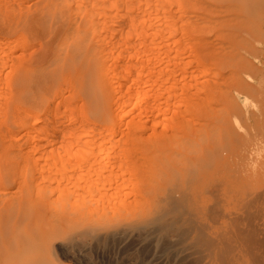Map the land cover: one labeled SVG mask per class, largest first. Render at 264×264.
Here are the masks:
<instances>
[{"label":"rangeland","instance_id":"1","mask_svg":"<svg viewBox=\"0 0 264 264\" xmlns=\"http://www.w3.org/2000/svg\"><path fill=\"white\" fill-rule=\"evenodd\" d=\"M17 1L23 4L22 8L20 3H17ZM33 1L32 0H24V1L0 0V4L2 5L0 7L1 9L0 22L2 23L4 22L3 24L5 25V26L0 25V29L3 27H6L7 29V33L6 32L1 33L0 31V38L3 37L4 39H6L4 43L5 45L9 42L11 44L15 43L12 40H14L15 34H17L19 31L22 33H25V30H30L33 33L37 32L40 26L38 18L44 14L45 15L43 19L45 20V24H46L45 27L48 30L58 28V26L61 25V23L65 22L66 18L71 19L76 14L77 17L75 16L74 18L75 20L76 18H78L80 12H82L83 14H80L78 18L79 27L84 26L89 28V26L87 25L88 20H86L88 16H92L91 13L89 12H92V14L94 15L93 13L94 10V12L97 11L99 13L98 14L96 12L98 15H103L105 13L104 11H106L105 14H107L110 11V10L108 11L109 8H107L109 7V1L110 3H115V5L114 4L112 5L117 7L119 6V3H121L120 5H122L125 2H127V0H124L125 2H122L123 0H118V1L108 0L106 6L105 3H102L101 1L106 2L107 0L105 1L95 0L96 4L95 2L94 4L89 3L90 5H92L91 7H94L95 5H97V3L98 6L100 4L99 9L101 7L104 10L103 11L101 9L102 10L101 11L98 9L97 10L92 9L90 5H87L86 3L87 1L85 2L84 0H79V1L65 0L64 7H60L61 5H63V3L62 4L59 3L61 5L59 4L57 5L58 6L57 8L59 9L56 8V12H55L56 13L55 15H57L56 20L52 26H49L52 24L51 16L54 14V11L46 12V7L49 4H51L50 6L52 8L55 3L59 1L62 2V0H45V1L33 0ZM66 1H68L69 4L67 3L66 5ZM83 1L86 3L87 8L85 6H83L84 8L81 7ZM131 1L133 4L135 3L134 1L139 2V0H131ZM141 1L142 0H140L139 2L138 10L136 9V7L135 8L133 7L134 8L133 10L132 8L130 9L132 11V12L130 11L132 13V17H131L132 19L130 21L133 22V25L135 23L134 25L135 28L137 27L138 28L137 29L133 28V25L131 24L130 32L132 33L128 32L129 35L128 37L123 36L124 40L127 42L128 45L131 42L130 43L131 48L122 47V44L123 46H126L124 45V43L120 44L119 47L120 49L119 48L118 49L119 51L121 50L122 52L121 51H120L121 53L119 52L118 55L119 57L115 56L117 61L113 64L114 66L116 65L117 68L116 66L115 67L111 66L112 68H110L111 69L110 73H113L112 75L114 76V78L112 75L110 76L106 74L105 75L106 78L103 77L104 78L103 83L100 85V88L102 87L103 90H110L114 85H118L121 82L122 84L124 83L121 94H123L124 91L125 94L127 88L128 91L127 93L130 94L132 92L131 94H133V96L131 95L132 97L130 100V104L132 106L136 104L133 108H131V105H129L127 108H125V110H128L130 108L133 109L134 113L132 111V115L135 116L136 123L137 121L139 123L130 125L128 124L130 123V120H128V123L126 125L127 119H129V117L127 116L130 117L132 116L127 112L126 116L124 117L125 122L124 121L120 122V125L122 127L120 125L118 126L121 128L122 131L120 130V128L118 129L117 127H116L117 129L115 128L114 130L115 132L113 131L114 128L111 129V127L110 128L106 127L105 129H103V131H99L97 129L94 131L91 130L93 132H90L88 130V132L87 131L84 132V134H88L85 136L86 138L85 140L87 142L85 141L84 142L79 141L78 143L72 142L71 145L70 143L68 144L65 143L64 145H62L63 143L61 144L58 143L54 146L55 148L57 147L56 151L58 150L54 156L49 154V152H48L49 156L47 154H46L47 156H45V153H43V151L45 152L46 147H44V150L41 149L42 151L40 154L33 153L35 158H31L30 159L31 161H29L30 165L31 164L33 165L34 161H32V159L33 160L36 159L38 155L39 157L42 156V159L41 158L36 159L37 163L41 162V165H44V167L46 166L49 167L51 165L50 167H52V169L55 172L53 181H51L52 186L50 187L59 188V185L62 187L64 185L66 187L68 186L67 189L69 188L68 189L69 193L66 194L67 196L65 195L66 196L65 202L64 201L62 203L58 202L59 204H57V202H54V206L51 203H48V205H46V206L54 207V209H52L53 213L57 210L56 207L58 206V210H57L58 212L56 211L55 215L62 213L63 212L62 209H64L66 212L70 213L71 215L72 211L77 207V211L74 210V213H72V215L70 216L71 218L73 217L74 220L73 219L62 220L63 222H61L60 220H57L58 222L56 221L58 225L55 226V229L59 233V236L53 240L54 241L52 243L53 246L51 245L49 249L50 252L48 250L47 253L48 255L46 254L44 260L42 261L44 262V264H194L193 262L195 260L191 258H188L189 260L186 259V261H182V262L174 261L172 259L170 260L165 254L161 252V248L163 247L162 242L154 246L153 243L147 242L146 240L143 239V237L141 238V237L133 236V237H120V238L119 237L104 238L102 236L94 237L93 235L95 233H100L107 230L108 225H110L111 222H115L116 220H118L121 216L125 218L124 215H127L125 221L127 222L132 221L135 215L134 213L138 209L142 207H146L148 203L147 198H144L141 200L146 199L145 200L146 202L144 201L143 204L141 205L142 203L141 201L140 204L134 206V204H137V202H139V200L137 202L136 201L133 202L134 199L137 200L136 199L137 197H135L136 195L134 194L137 193V191L138 193L141 192L144 193L149 188H153L155 184L157 187L158 186L157 183L162 181L163 180L162 178H164V180H167L166 179L167 177L164 176L167 174L168 176L177 179L185 176H189L190 174H197V173L205 176L203 183L205 184L208 191L212 193L209 194L207 197H205L204 211H206L208 216L210 214V217H213L215 219L214 220L215 222H212V226L218 233L222 231L224 233L228 232L227 230L228 228H230L231 221L230 219H228V215L227 216L222 215L225 214V212L227 213L229 211H232L234 214L232 212L231 213L236 218H237L236 215L238 214L239 217L240 214L239 217L240 219L237 218L240 220V221L238 220L240 223H241V219L242 221L244 220L243 218H241L242 217L241 215L245 214L246 211H249L250 213L251 212L259 213L260 215L259 218L253 217L254 219L257 220L258 223H261V221L264 219V206L260 204V202L262 201L261 200L262 195L264 194V0H193V1L190 0V2L189 0H179V2L178 0L175 1L165 0L161 2H159L160 0L158 2L154 0L152 1L145 0L146 2L149 1L152 2V3H148V5L146 4L145 1L144 2ZM181 1L182 2L185 1V2L182 3ZM194 1H196L197 3ZM6 2H9L11 4ZM89 2H91V0ZM73 3L76 4L78 3V4L77 6H74ZM128 3H130V0L127 2V4ZM14 4L16 7L21 8V10L18 8H14L15 7L13 6ZM137 4L138 3H135V5ZM169 4H171L172 6H169ZM8 5H12L10 7V10ZM28 5L30 8L28 7ZM23 6H25L26 8ZM75 7H76L75 10H77L78 8L80 11L77 10L73 12L72 10H74ZM88 7L91 8V10H87L89 9ZM103 7L106 8V10ZM192 7L195 8L193 9ZM221 7L223 8L220 9ZM11 8L17 9L18 12L19 11L21 12L18 13L15 10L14 11L11 10ZM82 8L83 11H81ZM114 8L115 7L112 6L110 8L112 10L111 11L112 15L117 12V11L115 12ZM63 9H67V10L64 11ZM115 9L118 10L117 8ZM69 12L72 13L69 14ZM77 12L79 13L77 14ZM10 13H12L11 16ZM87 13L88 15L86 16ZM35 17L37 20L35 19ZM141 18L143 19L142 23H141L142 20ZM145 18L147 21L144 20ZM190 18L192 19V21ZM5 19L8 21H6ZM137 19L139 20V22ZM169 19L171 20L169 21ZM130 21L128 22V24L132 23ZM187 21H189V23ZM170 22L173 24H171ZM206 22L207 23L209 22L208 23L209 25ZM142 24L144 25L142 26ZM149 24L152 26H150ZM148 25L150 26V28ZM184 25L185 28L183 27ZM194 25L196 26L197 29H192L195 28ZM207 26H210V28ZM155 27H157L158 29ZM171 28L172 29L175 28V29L172 30ZM142 29L144 31H142ZM182 30L187 37L184 36V34H182ZM150 32L153 34H150ZM137 34H139L141 37L139 35L137 36ZM109 36L107 37L110 38ZM117 37L119 36L117 35ZM26 38L27 37L24 35L21 38L22 41L19 40L20 43L18 42V40L13 45L9 43V46L11 45V47H7L6 45L5 48L3 47L4 46L3 43L2 45L0 44L1 45L0 51L2 49L8 55V56L7 55L4 56L5 53L3 54L1 51V54H3L1 56H4V58L6 57L5 59L12 58L14 61L16 60V62H23V63H27V61L33 60L37 56V53L41 50L42 41L45 40L47 37L42 38V40L40 38H34V39L30 38L24 40ZM123 38L119 37V40L121 39L120 41H123ZM8 39L9 42H7ZM216 41H218L219 44L221 45L217 44L218 42ZM151 42L152 45L150 44ZM212 43L213 45H211ZM220 46H222L223 49L220 48ZM118 49L115 51L118 52ZM177 49H179V51ZM135 51L137 54L134 53ZM191 52L192 53L194 52L193 53L194 55ZM9 54L10 55L12 54V56L10 57ZM114 54L117 55L115 52ZM128 56L130 57L127 58ZM238 56L239 58H237ZM0 59L2 62L5 61V63L12 61V59L9 61L3 60V57L2 58L0 57ZM190 61L192 62L190 63ZM8 64L9 65L7 66L9 67L11 64L10 63ZM123 66H125V68ZM122 67L123 69H121ZM112 69L114 70L118 69L117 71L120 70L123 74L120 73L121 77L120 76L117 77L114 75L115 73H117V71L112 72ZM182 69L184 70V72H182L183 71ZM11 70L14 73H12ZM11 70L9 67V71H8V68L6 67V65H4L3 70L0 71L2 73V75H0V79H1L0 81H2L1 82L2 84L3 81L5 82L3 84L4 86L1 85L0 87V90H2L0 92V102L8 103L9 101V103L10 102H12V104L14 103L13 106L11 104L8 108L10 109L11 112L9 117L10 120L12 121V119H14L18 115L16 114L17 106L26 109L28 111L33 109L34 106L33 95L36 92H33L32 94H27L26 96L22 97V99L17 100L18 91L16 86L17 84L15 85L14 79L19 75H23V72L22 70L19 71L15 68H11ZM201 70L204 72H202ZM212 70L215 71L213 72ZM195 74L196 77L193 76ZM216 74H218L219 77L217 76L215 79ZM2 76L3 77L5 76V78L3 79ZM181 76L182 77L185 76V78H182ZM120 78L121 80L118 81ZM125 79H127V81H125ZM151 79L152 81H150ZM188 79H190V81ZM193 79L195 80L194 82ZM110 80L115 81L113 85H111L112 81ZM67 81L69 84L66 83ZM67 81H63V80L59 81L58 79L57 81L54 80L52 84H49L50 92L47 100H51L52 102L54 101L55 103L57 99L54 98V95L64 94L60 97L61 98L60 100L65 103L68 102V105L77 102L79 103L80 101L79 104L77 103L78 106L81 105L80 107H77L80 112V117H82V119L87 122L95 123L97 128L104 124L107 125L109 121L111 122V120L112 121L116 120V118H114L115 115L109 110V108H107L108 104L112 109L115 108L116 102H113L111 100L112 96H108L109 97L108 104L102 105V111H103L102 115L105 112L106 116H96L93 112L90 111V108L86 105L87 98L85 94L82 93L81 89H77L74 86V84L70 83L69 80ZM5 84L7 85L6 87L7 89L4 88L6 86ZM194 84H196L197 86ZM210 84L212 85L210 86ZM60 87L62 88L59 89ZM65 87L67 90L65 89ZM210 87L214 91H212ZM219 89L221 90V92ZM7 92L8 93L11 92V93L8 95ZM4 93H6L7 95ZM1 95L2 97L3 95L6 96L2 98ZM144 97L147 99H145ZM3 99L7 101H1ZM171 102L173 103V105ZM185 107L187 108L185 109ZM162 110L164 113H162ZM139 114L141 115V121H139L140 119ZM190 118H192V120ZM11 121H9V123ZM177 122L178 124H176ZM125 125L129 133L126 132L127 129L125 130L126 128ZM128 125H130V127ZM11 131L14 132L16 141L18 142L22 150L27 148L25 146V142H21L22 140L20 139L19 136L21 134L20 131L19 130H11ZM133 133H135L134 134L135 139ZM91 134H93V136ZM130 135H132L133 137L128 141V139H126L125 136L130 137ZM147 135L151 136V138L148 137ZM122 137L124 140L121 139L122 141H120L119 139ZM138 139L139 141H137ZM50 147L51 146H49L46 150L50 149ZM60 149H62L63 152ZM78 150L81 151L79 152ZM86 152H89V154H86ZM122 156H124V158ZM43 157L44 159L45 158L46 159L44 160ZM46 160L48 161L44 162ZM60 164L63 165L59 168ZM38 165H40V163H38ZM58 172L63 176L59 175ZM155 174L158 177L157 176L155 177ZM147 176H150L148 177V179L149 180L153 179V181L150 180L147 182ZM129 177H131V180ZM132 177H134V181L136 180L137 182L139 180L140 182L138 181L137 182L138 184L137 183L135 184L134 182H130L129 184V181H133ZM159 177L161 178L158 179ZM74 178L76 180H74ZM89 178L92 179L90 180ZM105 182L108 183L106 184ZM126 182H127V186L124 185L125 188L122 187L121 185L125 184ZM104 184L106 185L104 186ZM133 185L137 188V191L135 187L133 188ZM119 187H120L119 189L120 191L118 190ZM116 188L117 190H115ZM128 189L134 192H131ZM122 191L125 193H123ZM120 192L123 194L118 195V193ZM127 192L129 194H126ZM55 193H57L56 188H55ZM80 193H83V196L85 194L86 195L83 197L82 194L80 195ZM160 193L155 195V197L159 196ZM215 193H217V197L215 196L216 195ZM111 194L112 196L110 197V199H108ZM113 194H115L116 196L118 195L117 196L118 198H116V196L114 198ZM131 197H133V200ZM122 198H124L123 201L124 200L127 201L126 204L129 203V205L131 207L133 206V208H130L129 205H128L129 208L127 206L125 207L124 205L126 204L122 202ZM75 199L76 200L78 199V202H76ZM105 199H108L109 201H105ZM118 199H121V201ZM215 199L217 200V205L216 204L214 205V203H216ZM157 201H153V203H156ZM72 202H74L75 205H72ZM88 202L89 203L92 202L93 205L89 204ZM108 202L110 205L108 204ZM112 203L114 204L112 205ZM77 204L80 206L78 207ZM116 204L120 207L119 209L121 211L122 209H125L123 210L124 215H121V213H117V211L120 212L119 209L116 210V208L113 207L114 205L117 207ZM61 205H63V207ZM84 205L86 206L85 209H84L85 207ZM64 206L66 208H64ZM102 206H104L108 210L106 211V209L103 207L105 212H109L110 209L112 210L108 213L109 215L107 214L108 216L105 215V212L102 213L103 214L102 216L105 215L107 217L100 216L101 215V213L99 214L100 210L99 212L96 210V207L101 209ZM136 206L137 208L139 206V208L136 211L132 210L133 211L132 214L130 211L131 209H135ZM208 206H211L213 209ZM80 207H82L84 211L83 209H80ZM46 208L47 207H44V209L42 210L41 212V214L43 213L42 215L38 213L39 214L38 219L34 222L29 219L31 211L25 209L26 218L22 220L19 223V225L17 224L15 226H11L10 223L8 224L5 223L4 225H0V229L1 231H4V229L8 230V228L10 227V230L13 229V233L15 234L16 237H18L17 234L20 233L18 232L19 228H22L23 226H25V228L28 229L30 228L31 230H42L45 228V226L47 227L48 217L46 215L47 212ZM215 208H217L218 210ZM89 209H91V211ZM7 211H10V209L8 210V208L4 207L3 212L5 213ZM88 211H90L91 215L89 214ZM114 212H116L117 214ZM110 213L112 217L110 216ZM79 214L83 216L79 217L80 216ZM253 218L252 220H254ZM77 219L78 220L81 219V221L80 222L76 221ZM97 219L98 221L96 222ZM112 219H114L115 221ZM68 221L71 223H69ZM67 222L69 225H66ZM76 222H78V224ZM76 224L80 226L76 227ZM68 226H70L71 228H69ZM61 227H63L62 230L60 229ZM262 227L264 226H261L260 228ZM67 230L71 231V234ZM93 230L95 233L93 232ZM262 230H264V228H262ZM81 231H87V234L86 232L83 233ZM61 232L63 234L60 236ZM65 232L66 233L68 232L69 236ZM72 235L73 237H71ZM232 244H234L233 247L234 246L240 247L239 245L240 241L239 242L232 241ZM13 250L12 249L11 251L9 250L8 244H4L0 246V254H1L0 264L1 263L13 264L12 261L13 259L11 258V256L16 252L20 253V255L22 256H26V257L29 256L30 254L29 251L31 250V248H27L22 251H18L15 248H13ZM46 257L47 260L49 261L46 260L45 262ZM244 264H250V263L246 261V263Z\"/></svg>","mask_w":264,"mask_h":264},{"label":"bare ground","instance_id":"2","mask_svg":"<svg viewBox=\"0 0 264 264\" xmlns=\"http://www.w3.org/2000/svg\"><path fill=\"white\" fill-rule=\"evenodd\" d=\"M21 1H24V0H21ZM68 1H66V5H67ZM76 1H79V0H76ZM84 1L85 2L87 1L86 2L87 5L94 4V2H95V0H93V1L91 0V2H93V3L89 2L90 0H84ZM84 1H83V4H81L82 6L80 5L81 7H83V6L86 7V3ZM97 1H99V0H97ZM128 1L129 0H127V2ZM144 1L145 0H142L141 2H144ZM146 1H148V0H146ZM154 1H157L158 2L159 0H154ZM161 1H165V0H160L159 2H161ZM9 2H6V3H9ZM80 2H82V1H80ZM101 2L102 3H105V6H106V3H108V0L106 2H103V1H101ZM122 2H125V1L123 0ZM127 2H125L122 5H120L121 3H119V6L120 7L119 6L117 7V6H113L112 5V4L115 5V3H110V1H109V7H107V8H109L108 11L110 10L109 11L110 13L108 12L107 14H105L106 11H104L101 7L99 9L100 4H99V6H98V3H97V5H95V6H98V7H95V6L94 7H91L92 5H90V7L92 9H95V10H97V9L98 10H101L102 9L105 13L104 14L102 13L103 15H98L99 13L96 11L98 13L97 14L93 10V13H94V15H93L92 12H89L88 11L92 15V16H88L87 19H86V20H88L87 21V25L89 26V28L84 27V26L83 27H79V25H78V18L80 16V14H83L82 12H80L78 18H76L75 20H74V18L76 16V14L71 19L66 18L64 23H61V25H59L58 28H55V29H52V30H48L45 27V25H46L45 24V20L43 19L45 14L42 15V16H40L38 18L39 23H40V26H39V29L37 30V32L33 33L30 30H25V33H22V32L19 31L17 34H15L14 40H12L15 43L17 42V40L19 42V40H21V38L24 35L27 37L24 40H27V39H30V38L31 39L40 38L42 40V38L47 37L45 40L42 41V44H41L42 47H41V50L37 53V56L33 60L27 61V63L16 62V60L14 61L12 58H11L12 61H9L11 59H9V58L8 59H5L6 57L4 58V56L7 55L4 52V50L1 49L2 53L3 54L5 53L4 56H1L3 54H1V51H0V57L1 58L3 57V60L9 61V62H6V63H5V61H3L4 62L3 63L1 61V59H0V63H1L0 64V66H1L0 67V71H2L3 68H4V65H6V67L8 68V71H9V67H10V70H11V68H15V69H17L19 71L22 70V72H23V75H19L18 77H16L14 79L15 85L17 84L16 85L17 86V91H18V98H17V100L18 99H22V97L26 96L27 94H32L33 92H36L33 95V102H34L33 109L30 110V111H28L26 109H23V108H20L18 106L17 107L15 106L17 108V110H18V112H17V110L15 109L16 110V114H18V115L14 119H12V121L10 120V117H9V115H10L11 112H10V109H8L9 106L12 104V102H10V103H9V101H8V103H1L0 102V225H4L5 223H7V224L10 223L11 226H15L17 224L19 225V223L26 218L25 209L31 211V214L29 216V219L32 220L33 222L38 219V215L41 214V212L44 209V207H47L46 208L47 209L46 210L47 211L46 212V215L48 217L47 218V227L45 226V228L42 229V230H31L30 228L28 229V228H25V226H23L22 228H19V231L18 232H20V233L17 234L18 237H16L15 234L13 233V229L10 230V227L8 228V230H5L4 229V231H1V229H0V246L1 245H4V244H8L10 251H11V249L13 250V248L17 249L18 251H22L24 249L31 248V250L29 251L30 254L27 257L26 256H22V255H20V253H17V252L14 253L11 256V258L13 259L12 260L13 261V264H44V262H42V261L44 260L45 255L48 253V250L50 249V246L54 242L53 240L56 239L59 236V233L55 229V226L58 225L57 224V222H58L57 220H60L61 222H63L62 220H70V219H73V217L71 218L70 216L72 215V213H74V210L77 211V207L75 208L73 206L75 209L72 207L74 210L72 211L71 215H70V213L66 212L64 209H62L63 210L62 213H60L58 215L57 214L55 215V212L58 210V206L55 204L57 206V207L55 206L57 210L54 213L52 212V209H54V207H52V206H46V205H48V203H51L54 206V202H57V204H59L58 202H60V203H62L63 201L65 202V200H66L65 197L67 196L66 194L69 193V190H68L69 188L67 189L68 186L66 187L64 185H63V187L59 185V188H57V187L51 188L50 187V186H52L51 185V181H53V177H54V174H55L54 170L52 169V167H50L51 165L49 167L48 166L44 167V165H41V162H38V163H40V165H38L36 159L37 158L38 159H40V158L42 159V156L39 157V155H38V157L36 159H34V160L32 159V161H34V164L33 165L32 164L30 165V162H29V161H31L30 159L31 158H35V156H34L33 153H37V154L39 153L40 154L41 151H42L41 149L44 150V147H46V149H47L49 146H51L50 149H48V150L45 149V152L43 151V153H45V156H47L48 155V152H49V154H51L52 156H54L55 153L58 151V150L56 151V148L57 147L56 148L54 147L56 144L63 143L62 145H64L65 143L66 144L70 143V145H71L72 142H74V143H78L79 141H81V142H84V141L87 142L85 140L86 139L85 136L88 135V134H84V132H86V131L88 132V130L90 132H93L94 130H97V129L99 131H103V129H105L106 127H109V128L111 127V129L114 128L113 129V131H114L116 127L118 129L120 128L118 126L120 125V122H123L124 121V117L126 116V113L127 112L129 114H131V115H132V111L134 113V110L131 109V108H133L136 104L134 106H132L130 104L131 97L133 96V94H131L132 92L130 94H128L127 93L128 91H127V88H126V93L124 94L125 91L123 90L124 92H123V94H121V91L123 89L122 87L124 86L123 85L124 83L122 84V82L121 83L118 82L120 84L114 85L112 88L110 87L111 88L110 90H103L102 87L100 88V85L103 83V80H104L103 77H105L106 74L107 75H110V76L113 74V73H110V71H111L110 68H112L111 66H114L113 64L117 61L116 60V57L119 55V52L121 51V50L119 51L120 44L121 43H124V45H126V46H123V44H122V47H128V48L130 47L131 48V46H130V43L131 42L128 45L127 42L124 40L123 36L124 37L125 36L126 37L129 36L128 35V32H130V30H131L130 29V25L131 24L133 25V22L130 21L132 19L131 18L132 17V13H131L132 11L130 9L132 8V10H133L136 7V9L138 10L140 0H139V2L134 1L135 3H138L137 4L138 6L135 5V3L133 4L131 0H130V3L131 4L130 3L127 4ZM178 2H179V0H178ZM183 2H185V1H183ZM189 2H190V0H189ZM194 2H196V1H194ZM11 3H12V1H11ZM11 3H9V4H11ZM17 3H20V2L17 1ZM30 3H32V2H30ZM59 3H61V4L63 3V5H61ZM148 3H152V2H150V1L149 2H146L147 5H148ZM15 4L13 6H15ZM58 4L61 5L60 7H64L65 0H62V2L59 1V2L55 3L52 8L50 6L51 4L48 5V3H47L48 6L46 7V12L54 11V14L51 16V20H52L51 22H52V24L49 25V26H52L54 24L55 20H56L57 15H55L56 14L55 12H56V8L58 7L57 6ZM73 4H74V6H77L78 3L77 4L76 3H73ZM95 4H96V2H95ZM110 4H111L112 7H115V8L118 9V10H116L114 8L115 12L116 11L117 12L114 13L113 15L111 14V11L112 10L110 9L111 8ZM141 4H144V3H141ZM20 5H21V8H22V5L23 4L20 3ZM131 5H133V6H131ZM1 6L2 5L0 4V7ZM11 6L12 5H8L9 10H10V7ZM151 6H154V5H151ZM157 6H159V5H157ZM169 6H172V5L169 4ZM23 7H25V6H23ZM28 7H29V5H28ZM12 8H11V10H13V11L15 10V11L18 12L17 9H12ZM14 8H18V7L15 6ZM21 8H18V9L21 10ZM83 8H82L81 11H83ZM91 8H89L87 10H91ZM222 8L223 7H221L220 9H222ZM57 9H59V8H57ZM75 9H76V7L72 11L75 12V11L79 10L78 8H77V10H75ZM104 9L106 10V8H104ZM63 10L65 11L67 9H63ZM87 10H86V12H87ZM161 10H162V8H161ZM19 12H21V11H19ZM162 12H161V14H162ZM67 13H68V11H67ZM70 13H72V12H69V14ZM78 13L79 12H77V14ZM95 13H96V15H95ZM0 14H1V12H0ZM11 14L12 13H10V16H11ZM34 15H36V14H34ZM87 15H88V13L86 14V16ZM143 15H144V12H143ZM190 15H192V14H190ZM188 17H189V14H188ZM202 17H204V16H202ZM165 18H167V17H165ZM35 19H36V17H35ZM147 19H149V18H147ZM155 19H156V16H155ZM128 20L130 22H132V23L128 24V22H129ZM144 20L147 21L146 18ZM170 20L171 19H169V21ZM6 21H8V20H6ZM142 21H143V19L141 20V23H142ZM191 21H192V19H191ZM138 22H139V20H138ZM187 22L189 23V21H187ZM0 23H1L0 25H4L3 24L4 22L3 23L0 22ZM206 23H205V25H206ZM5 24H8V23H5ZM171 24H173V23H171ZM84 25H85V23H84ZM134 25H135V23H134ZM134 25H133V28H135ZM143 25L144 24H142V26ZM205 25H204V27H205ZM150 26H152V25H150ZM150 26H149V28H150ZM196 26H197V24H196ZM196 26H195V28H192V29H197L198 26H197V28H196ZM170 27H172V26H170ZM170 27H169V29H170ZM183 27L185 28V25ZM207 27L210 28V26H207ZM137 28H135V29H137ZM155 28H157V27H155ZM173 29H175V28H173ZM0 31H1V33L2 32H6L7 33L6 27L1 28ZM142 31H144V30L142 29ZM109 33H110V36H109ZM130 33H132V32H130ZM168 33H170V32H168ZM173 33H175V32H173ZM150 34H153V33L150 32ZM182 34H184V36H186L185 33H183V30H182ZM117 35L119 37L123 38V41H120L121 39L119 40V37H117ZM138 35L139 34H137V36ZM107 36H109L110 38H108ZM153 37H154V35H153ZM9 39L7 40V42H9ZM5 40L6 39H4L3 37L0 38V44L2 45V43H3V45H4L3 47H5V48H6V45H7V47H11V45L15 44V43L11 44L9 42L11 44L10 46H9V43H7L5 45L4 44L5 43ZM207 40H210V39H207ZM216 42H218V41H216ZM220 42H222V41H220ZM23 43H24V41H23ZM132 44H134V43H132ZM150 44L152 45V42ZM217 44H219V42ZM117 45H118V47H117ZM211 45H213V43ZM219 45H221V44H219ZM183 47H185V46H183ZM220 48L223 49L222 46H220ZM117 49H118V52L115 51ZM126 50H127V48H126ZM177 50L179 51V49H177ZM114 52L117 55H115ZM152 52H154V51H152ZM134 53H136V51ZM193 55H192V57H193ZM9 56L11 57L12 54L11 55L9 54ZM141 56H142V54H141ZM129 57L130 56H128L127 58H129ZM138 57H140V56H138ZM172 57H174V56H172ZM237 58H239V56ZM192 60H193V58H192ZM146 62H148V61H146ZM191 62L192 61H190V63ZM8 63L11 64L9 67L7 66V65H9ZM120 65H123V64H120ZM143 65H145V64H143ZM195 65H197V64H195ZM123 67L125 68V66H123ZM123 67L121 69H123ZM219 67H221V66H219ZM116 68H117V66H116ZM197 69H199V68H197ZM117 70L112 69V72L117 71ZM190 70H192V69H190ZM158 71H159V69H158ZM205 71H206V69H205ZM11 72H12V70H11ZM182 72H184V70ZM202 72H204V71H202ZM12 73H14V72H12ZM108 73H110V74H108ZM120 73H122V72L119 70L114 75L118 77V76H120ZM210 74H211V72H210ZM218 74H216L215 79L218 76ZM0 75H2L1 72H0ZM139 75H140V73H139ZM135 76H136V74H135ZM193 76L196 77V74L193 75ZM2 78L4 79L5 76L4 77L2 76ZM113 78H114V76H113ZM182 78H185V76L182 77ZM58 79H59V81H62V80L63 81H67V80H69V82L72 83V84H74V86L77 89H81L82 93H84L85 96H86V98H87L86 99L87 100L86 105L90 108V111L93 112L96 116H106V113L105 112L102 115V112H103L102 111V105L108 104V99H109L108 96H112L111 97V100L113 102H116L115 103L116 104L115 105V108L112 109L109 104H108L107 108H109V110L115 115L114 118H116V120L113 118L115 121H112V120H111V122L109 121L108 124H107L109 126H107V125L104 124V125H102V126H100V127L97 128L95 123L87 122V121L83 120L82 117H80V112H79V110L77 108V107H80L81 106V105L78 106V104L80 103V101H79V103L77 102L78 104L77 103H73V104L68 105V102L65 103V102H62L60 100L61 99L60 97L62 95H64V94H62V95H56L55 94L54 95V98L57 99L55 103H54V101L52 102L51 100H47V98L49 97L48 96L49 95V92H50V90H49L50 89L49 88V84H52V82L54 80L57 81ZM123 79H124V77H123ZM120 80H121V78L118 81H120ZM181 80H183V79H181ZM188 80L190 81V79H188ZM110 81H112V80H110ZM125 81H127V79H125ZM125 81H123V82H125ZM150 81H152V79ZM194 81L195 80L193 79V82ZM1 82L2 81H0V87H1V85L4 86L3 84L5 83L4 81H3V84ZM114 82L115 81H112V84L111 85H113ZM66 83L69 84L68 81ZM194 85H196V84H194ZM211 85L212 84H210V86ZM6 87H7V85L4 88L7 89ZM126 87H127V85H126ZM61 88L62 87H60L59 89H61ZM129 88H128V90H129ZM217 88H219V87H217ZM217 88H216V90H217ZM220 88H221V85H220ZM65 89H66V87H65ZM167 89H168V87H167ZM210 89H211V87H210ZM222 89H224V88H222ZM1 91L2 90H0V92ZM212 91H214V90H212ZM220 92H221V90H220ZM10 93L11 92H9L8 95ZM59 93H61V92H59ZM136 93H138V92H136ZM4 94H6V93H4ZM6 95H3V97L6 96ZM136 95H138V94H136ZM1 97H2V95H1ZM80 98H81V96H80ZM152 98H153V96H152ZM190 98H191V96H190ZM4 99L1 100V101H7V100H4ZM145 99H147V98H145ZM14 101H16V100H14ZM147 103H149V102H147ZM13 105H14V103L12 104V106ZM129 105H131V108L128 109V110H125V108H127ZM172 105H173V103H172ZM113 106H114V104H113ZM144 106H145V104H144ZM186 108L187 107H185V109ZM165 109H166V107H165ZM162 113H164L163 110H162ZM149 115H150V113H149ZM127 117H129V119H127L126 125L128 123V120H130V123H128L130 125L131 124L134 125L136 123L135 116L132 115L131 117L130 116H127ZM106 118H108V117H106ZM139 118H140L139 121H141V115L139 116ZM108 119H110V118H108ZM190 119L192 120V118H190ZM9 121H11V122L9 123ZM152 121H153V119H152ZM137 123H139V122L137 121ZM176 124H178V122ZM126 125H125V127H126ZM130 125H128V126L130 127ZM161 127H160V129H161ZM126 129H127V127L125 128V130ZM11 130H19L20 131L21 134L19 136H20V139L22 140V141L21 140L20 141L21 142H25V146L27 147V148H25L26 151H25V149L22 150V148L20 147V145L16 141L14 132H12ZM91 130H93V131H91ZM120 130H121V128H120ZM161 131H162V129H161ZM126 132H128V129H127ZM122 134H124V133H122ZM134 134L135 133H133V135ZM91 135L93 136V134H91ZM19 136H16V137H19ZM106 137H107V135H106ZM132 137H133L132 135H130V137L129 136L128 137L125 136V138L128 139V141L130 139H132ZM148 137L151 138V136H148ZM110 138H111V136H110ZM121 139L124 140L123 137L120 138L119 140L122 141ZM134 139H135V135H134ZM139 139L137 141H139ZM123 142H125V141H123ZM91 147H93V146H91ZM60 150L62 151V149H60ZM110 151H112V150H110ZM86 154H89V152H86ZM91 154H93V153H91ZM44 157H43V159H44ZM122 157L124 158V156H122ZM47 161L48 160H46L44 162H47ZM129 162H130V160H129ZM62 165L63 164H60L59 168ZM147 168H149V167H147ZM104 169H106V168H104ZM63 171H65V170H63ZM58 174L61 175L59 172H58ZM61 176H63V175H61ZM156 176L157 175L155 174V177ZM164 176L167 177L166 178L167 180H164V178H162L163 179L162 181L159 180L160 182H158V181H157L158 183L156 182L158 184L157 187H156V184H155L153 188H149L144 193L143 192L138 193L137 188L133 185V188L135 187L136 188V191H137V193L134 194V195H136L135 197H137L136 198L137 200H135V199L133 200V197H131V198H132L133 202L134 201L137 202L139 200V202H137V204H134V206L140 204L141 201H142V203H141V205H142L143 202L146 199L145 200H141V199L147 198L148 203H147L146 207H142V208L138 209L139 206H138V208L136 206L135 209H131V211H130L131 213L133 212L132 210H135V211L137 209L138 210L134 213L135 215L133 217V220L130 221V222H127V221H125L126 220L125 218H127V215H124V212H123V210H125V209H122V211H121L119 209L120 207L117 204H116L117 207L114 205L113 207L116 208V210L119 209V211H120V212L117 211V213H121V215H124L125 218H123L121 216L116 221L114 219H112L115 222H111L110 225H108V229L105 230L104 232L95 233L94 230H93V232L95 233V234H93L94 237L95 236H98V237L102 236L104 238H114V237H119L120 238V237H133V236L141 237V238L143 237L144 240H146L149 243H153L154 246H156L157 244H159L160 242H162L163 247L161 248V252L163 254H165L170 260L172 259V260L178 261V262L186 261V259L191 258V259H193V260L196 261V264H242V263L244 264V263H246V261H248L250 264H264V232H263L264 230H262V228H264V227L260 228L261 226H264V219L262 220L263 222L261 221V223H258L257 220L254 219L256 217L259 218V216H260L259 213H255V212L254 213L253 212L250 213L249 211H246L245 214L241 215L242 216L241 218H243L244 220L242 221V219H241V223H240L239 222L240 221L239 220L240 219L239 218L240 217V214H239V217H238V214L236 215L237 218H239V219H237L233 215L234 213L232 211H229L227 213L225 212L226 215L225 214H222V215H224V216H227L228 215V219H230L231 225H230V228H228V230H227L228 232H225L224 233L222 231V232H220L221 233L220 234L212 226V222H215L214 221L215 219L213 217H210V214L208 216L207 213H206V211H204L205 210V206H204L205 197H207L209 194L212 193V192H209L208 191V189L206 188L205 184L203 183L204 182L203 180L205 179V176L202 175V174H198V173L197 174H190L189 176H185V177H182V178H179V179L174 178V177H171V176H168V174L167 175H164ZM148 177H150V176H147V182L150 181V180L153 181V179H150L149 180ZM129 178L131 180V177H129ZM132 178H133L132 179L133 181H129V184H130V182H134L136 184L139 181L138 180L136 182V180L134 181V177H132ZM160 178L161 177H159L158 179H160ZM89 179L91 180L92 178H89ZM57 180H60V179H57ZM74 180H76V179L74 178ZM85 181H86V179H85ZM126 181H127V178H126ZM79 182H80V180H79ZM65 183H67V182H65ZM105 183L107 184L108 182H105ZM106 184H104V186ZM148 184H150V183H148ZM65 185H67V184H65ZM124 185L127 186V182L125 184L121 185V186L125 188ZM172 186H173V188H172ZM151 187H152V185H151ZM55 188L57 189V193H55ZM119 189H120V187L118 188V190ZM192 189H193V192H192ZM81 190H82V188H81ZM115 190H117V188ZM128 190L131 191L130 189H128ZM167 190H169V191H167ZM72 191H74V190H72ZM119 191H117V192H119ZM128 192L126 194H129L130 193V192L129 193ZM131 192H134V191H131ZM162 192H164V193H162ZM215 192H216V190H215ZM120 193H118V195H122L125 192H123L121 194ZM158 193H160V195L157 196V197H155V195H157ZM81 194L83 196V193H80V195ZM215 194H216L215 196L217 197V193H215ZM68 195H70V194H68ZM113 195H114V198H115L116 195L115 194H113ZM134 195H132V196H134ZM213 195H214V192H213ZM73 196H74V194H73ZM111 196H112V194L109 196L108 199H110ZM117 196H116V198H118ZM80 197H79V199H80ZM83 197H82V199H83ZM108 199H105V201H109ZM123 199L124 198H122V202H124V204H126L127 201H125V200L123 201ZM118 200L121 201V199H118ZM217 200H218V198H217ZM217 200H216V203H214V205L215 204L217 205ZM261 200L262 201L260 202V204H262L264 206V194L262 195V199ZM80 201H81V199H80ZM153 201H157V202L156 203H153ZM76 202H78V199L76 200ZM99 202H102V201H99ZM89 204H92V202L89 203ZM108 204H109V202H108ZM113 204L114 203H112V205ZM63 205H61V206L63 207ZM72 205H75L74 202H72ZM86 205H87V203H86ZM122 205H123V203H122ZM128 205H129V203L126 204V205H124V206L125 207L126 206L128 207ZM79 206L80 205H78V207ZM4 207L5 208H8V210L10 209V211H7V212L4 213L3 212L4 211ZM93 207H95V206H93ZM103 207L104 206H102L101 209L96 207V210L98 212L100 210V212H99V214L101 213L100 216H102L103 215L102 213L105 212L104 211V208L105 207L104 208ZM208 207H211V206H208ZM64 208H66V207L64 206ZM85 208H86V206L84 207V209ZM110 208H112V207H110ZM130 208H133V206L132 207L130 206ZM80 209H83V208L80 207ZM84 209H83V211H84ZM207 209H209V208H207ZM215 209H217V208H215ZM36 210H37V212H36ZM89 210L91 211V209H89ZM101 210H102V212H101ZM60 211H61V209H60ZM90 211H88V212L91 215ZM106 211H108V210L106 209ZM110 211H112V210L110 209ZM109 212H105V215H107ZM244 212H245V210H244ZM81 213H83V212H81ZM114 213H116V212H114ZM60 215H61V217H60ZM44 216H45V213H44ZM82 216L83 215H80L79 217H82ZM104 216H102V217H104ZM107 216H105V217H107ZM110 216L112 217L111 213H110ZM90 218H92V217H90ZM252 218L254 220H252ZM130 219H132V218H130ZM130 219H128V220H130ZM109 220H111V219H109ZM76 221H79L80 222L81 219H79V220L77 219ZM91 221H92V219H91ZM97 221H98V219L96 220V222ZM237 221H238V223H237ZM68 222L66 223V225H69ZM101 222H103V221H101ZM64 223H65V221H64ZM69 223H71V222H69ZM76 223L78 224V222H76ZM7 224H6V226H7ZM77 224H76V227L77 226H80V225H77ZM92 225H94V224H92ZM235 225H236L237 228L235 227ZM239 225H241V226H239ZM60 226H62V225H60ZM70 226H68V227L71 228ZM62 228L63 227H61L60 229L62 230ZM229 230H230V232H229ZM67 231H69V230H67ZM72 232H74V231H72ZM81 232H83V233L86 232V234H87V231H81ZM63 233H64V231H63ZM63 233L61 232L60 233V236ZM69 233L71 234V231H69ZM66 234L68 235V232ZM66 234H65V236H66ZM71 237H73V235ZM60 238H63V237H60ZM232 241L233 242H235V241H238L239 242L240 241V244H239L240 247L237 246L238 249H237L236 246L233 247L234 244H232ZM71 247H72V245H71ZM49 252H50V250H49ZM0 256H1V254H0ZM0 260H1V257H0ZM46 260H47V257L45 258V262H46ZM47 261H49V260H47ZM195 261L193 262L194 264H195ZM1 264H3V263H1Z\"/></svg>","mask_w":264,"mask_h":264}]
</instances>
